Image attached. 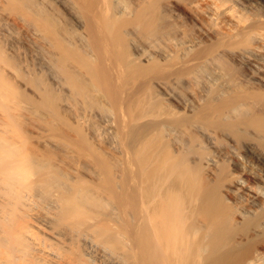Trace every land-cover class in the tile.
Here are the masks:
<instances>
[{"label":"bare ground","instance_id":"obj_1","mask_svg":"<svg viewBox=\"0 0 264 264\" xmlns=\"http://www.w3.org/2000/svg\"><path fill=\"white\" fill-rule=\"evenodd\" d=\"M103 2L0 0V264H234V255L263 230L262 223L251 224L264 213V0H212L238 29L217 39L200 26L202 38L216 41L203 52L189 38L156 41L154 53L167 65L152 84L194 115L184 127L164 122L158 128L175 141L173 170H181V184L190 135L212 151L203 158L211 179L221 162H232L234 173L227 204L209 185L200 186L190 168L196 179L190 196L167 191L150 209L149 196L137 194L142 168L134 172L131 160L127 167L118 160V144L133 125L124 97L140 96L150 82L142 75L133 91L119 85L128 68L118 48L133 34L120 28V19L134 9ZM153 43L136 49L139 62H149ZM223 58L245 68L239 83L228 81L218 64L210 65L212 73L201 71ZM8 80L38 101H24ZM182 84L194 88L183 95ZM214 88L219 91L210 93ZM59 108L73 112L81 127L74 138L59 128ZM205 113L210 121L200 123L196 116ZM25 120H34L27 133ZM89 140H104L109 153ZM236 264H264V238Z\"/></svg>","mask_w":264,"mask_h":264},{"label":"rangeland","instance_id":"obj_2","mask_svg":"<svg viewBox=\"0 0 264 264\" xmlns=\"http://www.w3.org/2000/svg\"><path fill=\"white\" fill-rule=\"evenodd\" d=\"M103 1L101 0V2ZM116 4H117L116 7L118 9H122V7L124 6L129 7L131 10L134 9L132 17L124 19V20L120 19L122 26L126 27L125 24L128 26L126 28L121 26L120 28H123L124 29V30L122 29L123 31L125 30L130 31V32L132 31L133 34L130 35L129 37L124 35L123 41L126 43L123 42L122 45H120V47L118 48V51H119L118 57L128 68V70H126L127 73H124L125 77L122 78L123 80H125V82L122 83L121 81L122 79H121L120 80L121 84L119 85L121 89L124 88L125 90L130 91L135 88L134 87L135 85H132L134 80L143 78L144 76L142 75H145L146 78L149 76V81H150L148 88H146V86L144 87L147 90L143 88L140 96L139 94L138 95L133 94V92H130V94L132 93V95H130L129 92L124 90V93H125L124 95H126V92H127V95L124 97L125 102H126V103L124 102V108H128V109L127 111L125 109L123 110L126 112V114H128V116H130L134 120L133 121L131 119L132 120L131 122L133 124L132 126L134 128L131 126L133 129L130 127L127 140L122 139L123 140L122 143L118 144V146L120 145L119 150H122V153H123V156H121L122 154H120L119 156L121 157L118 159L120 160L119 163H122L121 165L126 166L127 164L131 162L132 164L135 165V166L133 165V167L136 169V171L134 172H137V171L139 172V169L142 168V170L140 169L141 170V176H140L141 185H139L140 187H138L140 193L138 190H137L138 193L137 192L136 193L138 195L140 194L139 195L140 197L141 196L143 197L144 195H145L144 197L149 196V209L152 208L153 206V204H151L153 199L158 198V196H164L163 194L167 193V191L178 193L180 192L179 191L180 189L181 190L180 193L182 194V196L188 198L191 194V185L194 181H196L194 173L192 171L194 172L196 171L195 172L196 174L199 173L198 174L199 177H197L196 175V178L200 186L205 187L209 185L208 187L210 188L209 190L211 191L210 194L216 198H219L221 201L224 202V199L227 198L226 190H225L226 185L228 184V181H230V178L233 177V173H234L233 166L234 165L232 162H221L217 167L218 170H216V173L219 175L221 174V175L220 176L218 175V177H215L218 180L211 179L210 177L212 178L214 177L208 175L209 169L205 164V159L203 158L211 155L212 151L206 149L205 143L202 140L196 139L195 137L191 135L188 136L190 137L189 139L186 138L187 142L189 143V146L191 147H189L190 148L188 149L189 151L187 150L185 154H183L184 157L186 156L185 158L187 159V162H188L187 165H185L186 169L184 167L185 169L184 174L185 173L187 174L186 176H184V181L186 182L184 185L181 184L180 179H179V173L181 170L179 171L173 170V164L175 162V156H176L175 147H174L175 141L171 137H166L164 134L161 133V130L159 129H161L160 127L162 126V124H164V122L165 124L169 126L184 127L194 122V119L192 118L194 115L181 110L180 106L176 102L167 101L165 97L161 95L160 91L152 84L151 79L157 77V75L159 76V74L162 72V70L167 65V62L162 61L154 53L156 52L157 47L159 46V44H157L156 41L160 40L159 41L160 43L161 39L163 41L169 38L170 39H174V38L179 39V37L180 38L183 37L186 39L189 38L192 40H197V42H201L202 47L195 51L203 52L205 49L209 48V46L213 45L211 43H215L216 41L215 39H213L214 40L213 41L211 39L208 40V39L202 38L198 33V28L200 26L209 28L213 32L214 37H219L217 39H220L222 37H223L222 39H224L225 37L227 38L228 35H231L232 32L234 33L238 29L236 20L234 19L232 15H226V16L219 15L216 9V6L213 4L212 0H132V1L131 0H126V1L116 0ZM210 14L215 18V20L211 19ZM64 22L65 20L63 21V24L67 26L68 22L66 23ZM146 41L149 43H151V41L152 43L155 42L153 44H154V47L156 45V48H154L155 51L154 50L150 51L149 54L150 55L152 54V57L149 60V62L141 63L135 58L136 49L144 46V44L147 43ZM179 52L180 50L176 49L174 52V56L170 61H173L174 59H176L177 57H175V55L178 56ZM192 53L194 54V51H192ZM217 62L212 63V64L203 65L204 66L203 70H201L203 74H207V72L212 73V68H214V66L215 65L217 66L218 64V67L220 66V69L222 68L221 70L225 72L224 74L227 76L226 79L230 82L232 81L231 79H233V81L231 82L232 84L234 83L237 84L239 83V81H241V78L245 74V68L243 66L231 61L228 58L218 59ZM210 65H213V67L211 68ZM143 69L145 70V72L143 71ZM130 75H132V78L130 77ZM8 83L10 84L8 87L14 89L24 101L29 102L32 105H34L33 103L38 101V99H35L30 93L21 92L18 89H16L15 85H12V83L9 80H8ZM188 86L189 85L187 84L186 85L182 84V86L180 85L179 87L180 92L183 95L184 94L186 95L190 91V89L193 90L194 88V87L192 88L191 86L190 87ZM42 87L44 88V86ZM241 89L243 90V88H240V91ZM245 89L244 91L246 90H248L249 92L253 91V90L252 91L249 90L248 88L246 90ZM211 91L210 93L215 94L213 93V91L218 92L219 90L214 88ZM129 95H130V98H128L129 101H127L126 97ZM133 95L135 96L133 97ZM54 114L56 115V118L58 119L57 124L59 123V120L60 121L62 120L59 125V128L62 127L61 130L63 132H66L67 135L69 136L70 134L73 135L70 137L74 138V136L76 135L74 131L76 130L77 132V129L81 127H78L77 124L74 123V120L71 119V117L73 118V112H68L62 109L60 110L59 108V111L56 110ZM208 117H210L208 113L196 116L197 120H199V122L201 121L202 123L209 122L210 118ZM30 118H33V117H30ZM56 118L54 116V119ZM27 121L22 126L23 130L25 129L24 131L26 133L27 131H29V128H30L29 124L31 125L34 120H27ZM27 123L29 124L26 125ZM26 126H28L29 128ZM83 129L84 128L79 129L78 132L82 133L83 131H85ZM88 134H89V131H88ZM85 136L87 137L86 134ZM92 141L93 140H91L90 142ZM93 142L94 143H91V144L92 145L94 144L93 145L94 149H97V150L100 149L101 151L104 150L105 152H108V150L105 149L106 144L104 140L101 141L102 143L100 142L101 145L99 144V142H96V141H93ZM91 144L90 146L92 147ZM128 150L131 152V154ZM127 151L129 152L130 155L127 154L128 153ZM203 160H204V163H203ZM190 168L192 171L188 170ZM186 170H188V172ZM144 197L143 199H145ZM224 204H227V203L224 202ZM261 220L263 221L261 222ZM258 221L257 220L254 221L253 222L254 224L252 223L251 227L253 228L258 223L259 224L262 223L263 230H264V213ZM263 230L261 231L262 235L256 239L258 242L263 240L264 238ZM257 241L256 243L255 241L251 243L250 244L251 247L248 246L246 248V251H244L245 254L246 253L248 254L249 252L253 250L255 245L258 244ZM244 252H241L239 254L236 253L238 254V256L236 254L234 255V257L232 258V261H233L232 263H234L235 261L234 264H236L237 262L241 261L245 257V254H243Z\"/></svg>","mask_w":264,"mask_h":264}]
</instances>
